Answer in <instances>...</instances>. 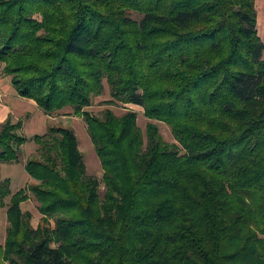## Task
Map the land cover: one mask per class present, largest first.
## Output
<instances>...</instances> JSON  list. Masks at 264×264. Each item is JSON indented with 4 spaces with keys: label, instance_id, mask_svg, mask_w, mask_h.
Returning <instances> with one entry per match:
<instances>
[{
    "label": "trees",
    "instance_id": "1",
    "mask_svg": "<svg viewBox=\"0 0 264 264\" xmlns=\"http://www.w3.org/2000/svg\"><path fill=\"white\" fill-rule=\"evenodd\" d=\"M254 6L0 0L2 73L42 113L69 107L84 120L105 186L100 196L73 129L35 135L40 158L24 164L35 183L12 193L0 181V264H264V42ZM104 83L109 105L143 108L178 144L151 122L146 143L135 111H89ZM21 125H0V165L21 161ZM31 197L37 226L22 209Z\"/></svg>",
    "mask_w": 264,
    "mask_h": 264
},
{
    "label": "rangeland",
    "instance_id": "2",
    "mask_svg": "<svg viewBox=\"0 0 264 264\" xmlns=\"http://www.w3.org/2000/svg\"><path fill=\"white\" fill-rule=\"evenodd\" d=\"M254 8H256V14H257L258 36H260L261 40L264 42V0H255ZM130 17L136 21H139L141 19V15L140 14L138 15L137 13H131ZM111 99L112 98H110L108 85L105 84L103 93L99 95L98 97H94L92 99V104L88 108V110L93 112V114H95L98 117L104 115L105 109L112 110L118 116L126 113L128 110L135 111L138 114L136 123L141 129V131L144 133V139L146 143H147V139H146L145 132L147 128V123L151 122L154 124H158L159 133L167 143L178 144V141L174 137L170 127L161 122H157V121L155 122V121L148 120L144 114L143 108L130 104V103L123 104L120 101H117L116 104L109 105L108 101H110ZM37 108H36V111H40L39 108L38 110ZM29 110L31 112H34V110H31V109ZM72 112H73L72 109L68 107V108H65L57 112L56 114H53L49 120L48 125L50 127L51 126L68 127L74 130L77 140L79 141L80 152L82 153V155H84L87 175L95 178L100 183L99 194L100 196H102V194L105 191V186H104V183L102 182L104 169H102L100 159L95 153L94 145L90 139V136L88 134L87 127L85 125L84 120L81 117L74 115V113ZM37 122H39V124L41 125V119L40 120L37 119ZM32 130H34V128L33 126L30 125L29 127L26 128L24 135H26V137H29V136H34L36 134L38 135L41 134V131L32 132ZM43 130H45V128H43ZM32 146L35 148H33ZM19 157H21V160H22L20 163L18 164L16 163L14 165L4 164V166L2 167H6L5 169L0 167L2 168L0 169V171L2 172V174L0 172V181L3 180L4 173H5L4 171L8 172V177L11 178L10 186L12 189V193H16L19 189H21V187H25L26 186L25 184H27L29 180L30 182L27 185L31 183H35V181L30 179V177L28 176L27 172L24 169L23 164L30 157H34L38 159L40 158L36 144L33 141L31 142L29 141L27 146L21 149L19 153ZM7 201L9 202L8 199ZM37 207H38V202L33 197H31L28 202L22 204V209L24 211H28L30 214L33 215L32 222H31L33 226H37V224L39 223L42 217V215L38 212ZM5 211H6L5 207L3 208L0 207V245L4 244L3 242H4L5 235H6L7 220H6ZM52 224H54L53 219H52Z\"/></svg>",
    "mask_w": 264,
    "mask_h": 264
},
{
    "label": "crops",
    "instance_id": "3",
    "mask_svg": "<svg viewBox=\"0 0 264 264\" xmlns=\"http://www.w3.org/2000/svg\"><path fill=\"white\" fill-rule=\"evenodd\" d=\"M2 69H3V65L0 64V125L5 123L8 120H10L14 124H15V122H18V121L22 122V125H21L19 132L26 139H28L26 144L21 147V149H22V148L27 146L29 141L30 142L33 141L32 138L35 136L34 135V136L26 137V135H24L26 128L29 127L30 125L33 126L34 130H32V132L41 131V134L39 135V136H41L48 131V129H49L48 124H49V120H50L51 116H48V115L42 113V111H41V113H40V111H36L37 106L33 100H29V99L26 100V99L19 97L17 95L15 89L11 85L10 77L4 75L2 73ZM28 107H29V109L34 110V112H31L28 109ZM37 110H38V108H37ZM37 119H39V120L41 119V125L39 124V122H37ZM39 126H41V127H39ZM43 128H45L46 131L43 130ZM36 135H38V134H36ZM33 148H35V147H33ZM21 149H20V151H21ZM25 162H24V164H25ZM24 164H23V166H24ZM8 165H14V164H8ZM2 166H4V164L0 165V167H2ZM2 168L5 169L6 167H2ZM2 168H0V169H2ZM4 172L5 173H4L3 179L4 178L9 179V182L11 184V178L8 177V172H6V171H4ZM1 174H2V172H1ZM29 182H30V180L28 181V183ZM27 184H25L26 185L25 187L28 186ZM25 187H21V189L25 188Z\"/></svg>",
    "mask_w": 264,
    "mask_h": 264
}]
</instances>
